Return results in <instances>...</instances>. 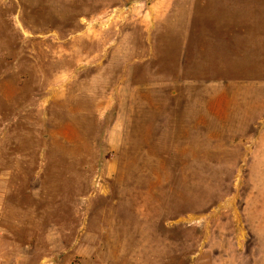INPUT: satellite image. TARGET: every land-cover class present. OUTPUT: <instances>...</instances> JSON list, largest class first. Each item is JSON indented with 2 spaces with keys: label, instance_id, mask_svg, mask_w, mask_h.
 Wrapping results in <instances>:
<instances>
[{
  "label": "rangeland",
  "instance_id": "1",
  "mask_svg": "<svg viewBox=\"0 0 264 264\" xmlns=\"http://www.w3.org/2000/svg\"><path fill=\"white\" fill-rule=\"evenodd\" d=\"M0 264H264V0H0Z\"/></svg>",
  "mask_w": 264,
  "mask_h": 264
}]
</instances>
